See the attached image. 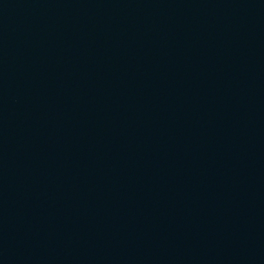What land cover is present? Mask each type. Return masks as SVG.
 Instances as JSON below:
<instances>
[{
  "label": "water",
  "instance_id": "1",
  "mask_svg": "<svg viewBox=\"0 0 264 264\" xmlns=\"http://www.w3.org/2000/svg\"><path fill=\"white\" fill-rule=\"evenodd\" d=\"M0 264H264V0H0Z\"/></svg>",
  "mask_w": 264,
  "mask_h": 264
}]
</instances>
